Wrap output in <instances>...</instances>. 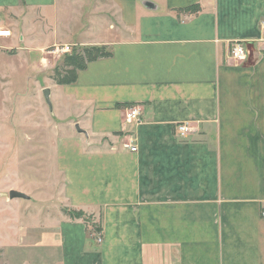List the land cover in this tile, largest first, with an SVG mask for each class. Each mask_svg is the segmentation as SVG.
<instances>
[{"label": "crops", "instance_id": "crops-1", "mask_svg": "<svg viewBox=\"0 0 264 264\" xmlns=\"http://www.w3.org/2000/svg\"><path fill=\"white\" fill-rule=\"evenodd\" d=\"M102 1L0 0V85L46 74L34 86L75 117L59 200L101 225L59 213L60 258L35 264H264V0ZM66 44L113 55L59 85L46 50Z\"/></svg>", "mask_w": 264, "mask_h": 264}, {"label": "rangeland", "instance_id": "rangeland-1", "mask_svg": "<svg viewBox=\"0 0 264 264\" xmlns=\"http://www.w3.org/2000/svg\"><path fill=\"white\" fill-rule=\"evenodd\" d=\"M47 56L49 61L54 58ZM38 77L45 79L46 74L12 90L0 85V264H35L61 254L57 218L64 208L59 198L65 181L57 150L75 117L56 114L53 103L33 84ZM12 189L32 197L10 199Z\"/></svg>", "mask_w": 264, "mask_h": 264}, {"label": "trees", "instance_id": "trees-1", "mask_svg": "<svg viewBox=\"0 0 264 264\" xmlns=\"http://www.w3.org/2000/svg\"><path fill=\"white\" fill-rule=\"evenodd\" d=\"M182 9L189 14H195L200 11L201 6L199 4H193ZM178 11H181V9ZM112 55L113 51L107 45L75 47L72 52L63 55L61 64L55 66L51 77L59 85L75 83L78 80L79 72L86 69L90 62ZM63 211L74 219H83L86 221L90 234L92 231H99L101 228L100 223L94 221L93 215L88 214L82 209L65 207Z\"/></svg>", "mask_w": 264, "mask_h": 264}, {"label": "built area", "instance_id": "built-area-1", "mask_svg": "<svg viewBox=\"0 0 264 264\" xmlns=\"http://www.w3.org/2000/svg\"><path fill=\"white\" fill-rule=\"evenodd\" d=\"M10 35H11V30L0 28V36H10ZM72 51H73V46L66 44V45H55L49 52L57 53V54H66ZM246 56H247L246 47L241 42L234 43V45L231 48V57L235 61H240L246 58ZM141 115H142L141 108L138 106H134L126 112L125 122L128 124L138 122L140 121ZM191 127L192 126L190 123H186V122L180 123L178 124V133L181 135H186L192 129ZM137 149L138 147L136 145L133 144L131 145L132 151H137ZM263 215H264V211H263ZM102 237H103L102 233L101 232L98 233L96 237L97 241L101 242L103 239Z\"/></svg>", "mask_w": 264, "mask_h": 264}, {"label": "water", "instance_id": "water-1", "mask_svg": "<svg viewBox=\"0 0 264 264\" xmlns=\"http://www.w3.org/2000/svg\"><path fill=\"white\" fill-rule=\"evenodd\" d=\"M146 3L151 4V2H149V1H147ZM43 94L45 96L46 101L51 105L52 104L51 97H50L51 89L49 87L44 88ZM76 128H77L78 132L88 134L87 131L85 129L81 128L79 124L76 125ZM9 197H10V199H14V198L30 199L29 194H27L26 192L20 191V190H16V189L10 190Z\"/></svg>", "mask_w": 264, "mask_h": 264}]
</instances>
